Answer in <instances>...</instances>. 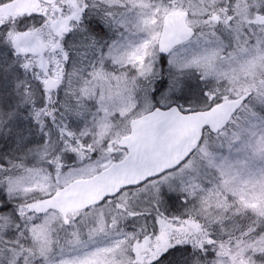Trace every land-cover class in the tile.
I'll use <instances>...</instances> for the list:
<instances>
[{
    "label": "snow or ice",
    "instance_id": "6c2138e0",
    "mask_svg": "<svg viewBox=\"0 0 264 264\" xmlns=\"http://www.w3.org/2000/svg\"><path fill=\"white\" fill-rule=\"evenodd\" d=\"M0 264H264V0H0Z\"/></svg>",
    "mask_w": 264,
    "mask_h": 264
}]
</instances>
